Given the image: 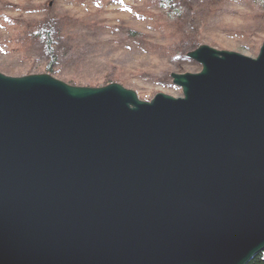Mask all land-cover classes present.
<instances>
[{
  "label": "water",
  "instance_id": "obj_1",
  "mask_svg": "<svg viewBox=\"0 0 264 264\" xmlns=\"http://www.w3.org/2000/svg\"><path fill=\"white\" fill-rule=\"evenodd\" d=\"M182 97L0 74V264H248L264 250V41L199 46Z\"/></svg>",
  "mask_w": 264,
  "mask_h": 264
},
{
  "label": "rangeland",
  "instance_id": "obj_2",
  "mask_svg": "<svg viewBox=\"0 0 264 264\" xmlns=\"http://www.w3.org/2000/svg\"><path fill=\"white\" fill-rule=\"evenodd\" d=\"M0 0V74H44L75 87L113 82L148 102L181 98L171 74H196L199 46L255 59L264 0Z\"/></svg>",
  "mask_w": 264,
  "mask_h": 264
},
{
  "label": "trees",
  "instance_id": "obj_3",
  "mask_svg": "<svg viewBox=\"0 0 264 264\" xmlns=\"http://www.w3.org/2000/svg\"><path fill=\"white\" fill-rule=\"evenodd\" d=\"M158 1L163 6L168 8V10L172 9L171 2L169 0H158ZM43 49H45L46 55L50 58V61L46 66V70H45L44 74L51 75L52 67H53L55 58H54V55L52 54V51H51L50 42L47 39H46V42L44 44ZM111 83H113V82H106L104 85H108ZM248 264H264V250L259 252Z\"/></svg>",
  "mask_w": 264,
  "mask_h": 264
}]
</instances>
